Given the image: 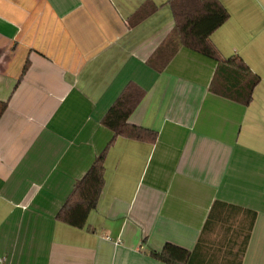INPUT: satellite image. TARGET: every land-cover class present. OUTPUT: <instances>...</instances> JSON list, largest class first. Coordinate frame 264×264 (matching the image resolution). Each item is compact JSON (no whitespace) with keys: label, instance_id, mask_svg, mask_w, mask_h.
<instances>
[{"label":"crops","instance_id":"0c3cea01","mask_svg":"<svg viewBox=\"0 0 264 264\" xmlns=\"http://www.w3.org/2000/svg\"><path fill=\"white\" fill-rule=\"evenodd\" d=\"M170 1L0 0L2 264H167L150 251L192 250L215 201L256 211L242 264H264V0H220L229 18L210 36L260 76L247 105L210 90L217 62L194 49L149 63ZM130 83L145 95L129 122L154 143L112 142L102 123ZM110 143L85 226L59 219Z\"/></svg>","mask_w":264,"mask_h":264},{"label":"trees","instance_id":"16d2710c","mask_svg":"<svg viewBox=\"0 0 264 264\" xmlns=\"http://www.w3.org/2000/svg\"><path fill=\"white\" fill-rule=\"evenodd\" d=\"M170 5L175 28L149 58V63L161 70L181 46H187L216 60L217 68L210 84L212 92L249 104L260 76L241 57L222 55L210 40L211 34L229 18L226 7L220 0H171ZM142 17L144 11L140 9L134 18L138 21ZM144 95L143 89L130 83L107 111L102 123L113 131L112 142L118 136L147 143L157 140V130L129 122ZM7 107L8 101H0V119ZM111 143L77 181L57 215L59 219L78 228L85 226L105 185V158ZM256 218L257 213L252 209L215 201L192 250L168 242L160 251L151 250L150 255L167 264H242Z\"/></svg>","mask_w":264,"mask_h":264},{"label":"built area","instance_id":"2783aa9c","mask_svg":"<svg viewBox=\"0 0 264 264\" xmlns=\"http://www.w3.org/2000/svg\"><path fill=\"white\" fill-rule=\"evenodd\" d=\"M2 261H3V260H2V258L0 257V264H2Z\"/></svg>","mask_w":264,"mask_h":264}]
</instances>
